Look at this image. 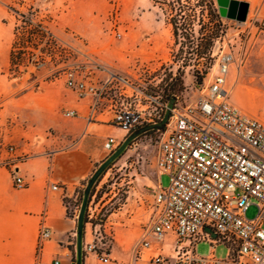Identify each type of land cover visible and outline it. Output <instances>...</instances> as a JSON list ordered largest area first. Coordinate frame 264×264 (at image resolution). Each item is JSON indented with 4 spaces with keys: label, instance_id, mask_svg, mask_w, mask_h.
Returning <instances> with one entry per match:
<instances>
[{
    "label": "rangeland",
    "instance_id": "obj_1",
    "mask_svg": "<svg viewBox=\"0 0 264 264\" xmlns=\"http://www.w3.org/2000/svg\"><path fill=\"white\" fill-rule=\"evenodd\" d=\"M164 1L109 0L101 36L91 45L71 30L65 31L64 42L57 40L49 29L52 10L30 12L17 0H0L6 14L0 21V125L4 144L0 166L14 171L36 146L44 144V132L35 133L45 116L32 104L46 103L54 95L75 97L66 85V74L71 71L79 77H93L97 81H104L110 73L119 75L131 85L125 88L127 95H136L140 91L160 93L167 106L165 95L174 88L175 104L182 108L198 100L201 86L212 81L222 53L231 51L235 63L228 77L230 102L264 123V11L260 15L261 0H237L240 8L236 17H221L220 37L206 53L201 46L209 27L202 28V25L208 24L209 20L205 17L204 22L200 23L198 19L193 23L190 16L197 1L181 2L187 19L181 23L184 29L179 32L178 42L169 15H176L179 6H168ZM262 2L264 4V0ZM216 5L219 9L218 3ZM114 9L117 10L116 18L110 16ZM11 28L13 44L17 39L18 49H25L26 53L16 60L20 73L16 68L11 70L9 49L4 48L7 31ZM42 31L48 34L44 35ZM32 54L38 56L35 63L31 61ZM25 94L28 95L27 102L23 103L19 97ZM109 98L119 105L123 101L114 90ZM167 131L166 126L133 141L100 178L95 195L89 201L85 228L91 239L94 235L102 239L99 247L104 248L108 257L117 238L134 247L140 246L152 224L160 180L163 187L169 185V176L161 175L157 165L160 143ZM81 204V200L77 205L67 203L69 215L76 216V220ZM257 212V207L252 206L247 216L254 218ZM211 253L209 243L198 245L199 256L206 257ZM228 253L226 244L217 245V258L224 259Z\"/></svg>",
    "mask_w": 264,
    "mask_h": 264
},
{
    "label": "built area",
    "instance_id": "obj_2",
    "mask_svg": "<svg viewBox=\"0 0 264 264\" xmlns=\"http://www.w3.org/2000/svg\"><path fill=\"white\" fill-rule=\"evenodd\" d=\"M17 1L30 12H50L55 7V0ZM110 16L116 18L117 10ZM31 61H38V56L32 54ZM234 63L231 51L222 53L198 100L182 108L175 104L171 111L157 163L160 174L169 176V185L160 186L155 195L156 215L138 253L143 264H264V123L230 102L228 77ZM66 85L80 100H89L91 116L108 108L113 124L128 135L160 122L167 109L160 93L127 95L130 83L113 73L97 81L71 71ZM113 90L123 99L120 105L109 98ZM64 115L73 119L80 113L66 109ZM120 144L117 137H109L104 144L107 155ZM13 182L16 189L27 186L15 171ZM52 189L58 190V185ZM252 206L258 212L249 218ZM51 238V228L41 224L39 254ZM202 242L210 244L209 256L197 254ZM99 243L102 239L94 235L84 244V253L96 254L107 263L109 257ZM219 243L228 245L224 259L215 255Z\"/></svg>",
    "mask_w": 264,
    "mask_h": 264
},
{
    "label": "crops",
    "instance_id": "obj_3",
    "mask_svg": "<svg viewBox=\"0 0 264 264\" xmlns=\"http://www.w3.org/2000/svg\"><path fill=\"white\" fill-rule=\"evenodd\" d=\"M108 8L109 0H55L49 29L61 42L65 31L71 30L93 45L101 36L102 20ZM259 9L262 15V0ZM5 17L0 6V21ZM13 41L11 28L4 45L9 53ZM74 95H54L46 103L32 104L45 116L35 133L44 132L45 142L14 168L25 179V188L16 189L13 169L0 166V264H55L57 261L76 264L77 220L76 216L68 215L64 199L71 204L75 202L83 184L108 157L104 149L107 139L117 137L122 142L128 133L113 124L108 108L91 116L89 100H80ZM27 96L19 100L27 102ZM64 109L77 110L80 116L67 120L62 114ZM54 184L58 190L52 189ZM160 186L163 187L161 180ZM43 223L51 228L52 238L39 254L38 238ZM90 241L86 227L84 242ZM139 250L140 246L134 247L117 238L107 263L96 254L84 253V264H143ZM166 252L170 249L166 248Z\"/></svg>",
    "mask_w": 264,
    "mask_h": 264
},
{
    "label": "trees",
    "instance_id": "obj_4",
    "mask_svg": "<svg viewBox=\"0 0 264 264\" xmlns=\"http://www.w3.org/2000/svg\"><path fill=\"white\" fill-rule=\"evenodd\" d=\"M182 1L183 0H165L163 2L165 5H168V6H172V5L173 6H176V5L179 6V8L177 9L176 15H173V14L169 15V22L173 27V33H174L176 42L179 41V37H180L179 32L182 29H184L183 28L184 24H181V23L183 21L185 22L187 19V15H186V13H184V9L181 7ZM196 1H197V4H196L194 9H191V15H190L191 17H193V23L198 19H199L200 23H202V22H204L203 19L205 17H207L209 20L208 24H206L204 22L202 25V28L209 27V31H208L207 35L202 39V46H201L203 49V53L204 52L206 53L214 45L216 39L218 37H220L221 29L219 28V26H220L222 15L220 13V10L217 8V5H216L217 0H196ZM22 17L25 18L24 15H22ZM42 33H44V35L48 34L45 31L44 32L42 31ZM49 36L51 37V35H49ZM17 43H18V40L16 39L14 44H13V47L11 49V52H10V63H11V70L13 68H16V72L20 73V67L16 63V60L21 59L26 53L23 51V49H18ZM165 98L167 100V103H170L173 99H176V89H174V88L171 89V91L165 95ZM153 131H149L148 133L153 132ZM3 146H4V144H3V129L0 125V154H1V151L3 149ZM110 168L111 167H109V169ZM86 184H87V182H85L83 185L85 186ZM98 184H99V181L91 193L90 200L95 195L96 188H97ZM98 197H100V195H98ZM82 198H83V189L81 188L79 190L77 200L75 202H72V203L77 205L79 200L82 201ZM64 201H65L66 205H67V203H71V201H69L67 198H65ZM68 215H69V213H68ZM69 216L73 217L72 215H69Z\"/></svg>",
    "mask_w": 264,
    "mask_h": 264
},
{
    "label": "water",
    "instance_id": "obj_5",
    "mask_svg": "<svg viewBox=\"0 0 264 264\" xmlns=\"http://www.w3.org/2000/svg\"><path fill=\"white\" fill-rule=\"evenodd\" d=\"M219 5L220 13L223 17L234 18L237 15V12L240 8V2L237 0H217ZM175 99H173L167 106L165 115L163 119L155 124H148L143 127H140L133 132H131L124 141L118 146V148L109 155L94 171L92 176L88 179L86 187L84 189L83 200L80 207V212L77 217V231H76V264H84V238H85V219L86 213L90 201L91 193L98 183L100 178L105 174L111 165H113L119 158H121L124 153L127 151L129 146L133 141L142 136L143 134L148 133L153 130H163L168 120L171 116V111L174 108ZM208 232L212 234L214 238H217V235L212 232L210 229H207Z\"/></svg>",
    "mask_w": 264,
    "mask_h": 264
}]
</instances>
